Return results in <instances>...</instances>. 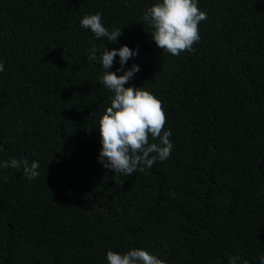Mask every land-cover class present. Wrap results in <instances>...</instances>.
Listing matches in <instances>:
<instances>
[{
  "label": "trees",
  "instance_id": "16d2710c",
  "mask_svg": "<svg viewBox=\"0 0 264 264\" xmlns=\"http://www.w3.org/2000/svg\"><path fill=\"white\" fill-rule=\"evenodd\" d=\"M157 2L0 0V161L40 165L31 181L0 168V264H108V251L132 248L166 264H261L264 0H197L200 41L179 56L157 48L143 19ZM98 12L121 28L117 42L80 26ZM93 45L138 49L125 87L162 101L166 160L130 176L98 162L112 93Z\"/></svg>",
  "mask_w": 264,
  "mask_h": 264
},
{
  "label": "clouds",
  "instance_id": "9594fccd",
  "mask_svg": "<svg viewBox=\"0 0 264 264\" xmlns=\"http://www.w3.org/2000/svg\"><path fill=\"white\" fill-rule=\"evenodd\" d=\"M206 18L207 13L199 9L197 0H159L146 10L143 17L151 29L149 33L157 48L172 56L195 50L193 45L200 41L199 24ZM80 26L90 29L98 40L106 37L111 42H117L122 35L121 28L109 31L102 23V14L99 12L85 15L80 20ZM97 51L101 53L100 61L105 69L99 78L100 83L112 93L110 106L98 120L102 145L98 162L115 174L130 176L137 170L144 171V167L151 168L157 159L164 161L170 156L173 148L171 132L165 130L167 118L161 100L143 87H125L133 75L140 71L135 64L127 71L123 67L138 54V49L133 51L121 46L118 50L109 51L108 47L98 50L93 45L88 59L96 60ZM117 56L121 65L117 71L124 73L120 76L109 71ZM3 71L4 65L0 63V72ZM149 137L158 139L159 143H149ZM39 167L37 161L30 163L24 157L0 161V168H22L29 181L40 175ZM106 259L108 264H166L165 260L139 248H132L123 254L108 251ZM238 259L230 257L229 264H236ZM243 264H247V261ZM261 264H264V257L261 258Z\"/></svg>",
  "mask_w": 264,
  "mask_h": 264
}]
</instances>
